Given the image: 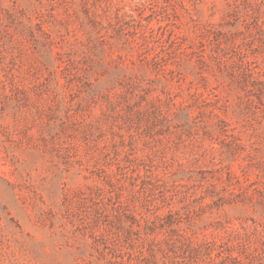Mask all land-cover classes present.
Here are the masks:
<instances>
[{"label": "rangeland", "instance_id": "rangeland-1", "mask_svg": "<svg viewBox=\"0 0 264 264\" xmlns=\"http://www.w3.org/2000/svg\"><path fill=\"white\" fill-rule=\"evenodd\" d=\"M0 264H264V0H0Z\"/></svg>", "mask_w": 264, "mask_h": 264}]
</instances>
